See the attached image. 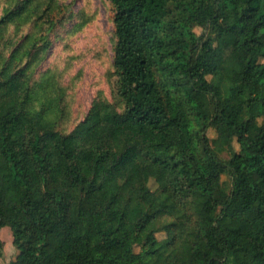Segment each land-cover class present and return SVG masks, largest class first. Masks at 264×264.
<instances>
[{"label": "trees", "instance_id": "16d2710c", "mask_svg": "<svg viewBox=\"0 0 264 264\" xmlns=\"http://www.w3.org/2000/svg\"><path fill=\"white\" fill-rule=\"evenodd\" d=\"M109 1L115 101L68 132L1 45L28 5L0 16V228L33 234L9 264H264V0Z\"/></svg>", "mask_w": 264, "mask_h": 264}, {"label": "rangeland", "instance_id": "374dc122", "mask_svg": "<svg viewBox=\"0 0 264 264\" xmlns=\"http://www.w3.org/2000/svg\"><path fill=\"white\" fill-rule=\"evenodd\" d=\"M17 2L28 5L29 13L2 26L4 54L8 55L13 47L24 52L21 63L28 67L33 81L42 82L46 93L62 108L56 128L68 132L85 116L93 98L115 101L113 5L109 0H0V16ZM50 18L54 27L47 29L45 24ZM194 30L201 34L203 29L196 26ZM32 39L37 42L32 50L35 54L26 51ZM207 134L213 138L216 132L208 128ZM151 172L149 187L164 191L161 169L153 168ZM164 210L168 212L170 208ZM156 235L162 239L165 233L159 231ZM32 239L29 229L14 242L10 227L2 226L0 264H9L18 249Z\"/></svg>", "mask_w": 264, "mask_h": 264}]
</instances>
